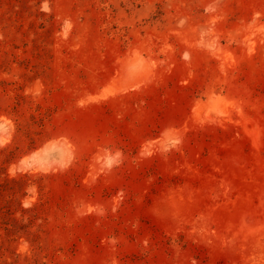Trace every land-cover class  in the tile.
<instances>
[{"label":"rangeland","instance_id":"obj_1","mask_svg":"<svg viewBox=\"0 0 264 264\" xmlns=\"http://www.w3.org/2000/svg\"><path fill=\"white\" fill-rule=\"evenodd\" d=\"M0 264H264V0H0Z\"/></svg>","mask_w":264,"mask_h":264}]
</instances>
